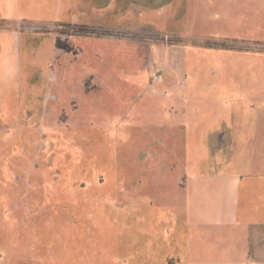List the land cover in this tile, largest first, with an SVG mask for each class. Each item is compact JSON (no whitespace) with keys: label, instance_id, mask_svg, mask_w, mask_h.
Listing matches in <instances>:
<instances>
[{"label":"rangeland","instance_id":"374dc122","mask_svg":"<svg viewBox=\"0 0 264 264\" xmlns=\"http://www.w3.org/2000/svg\"><path fill=\"white\" fill-rule=\"evenodd\" d=\"M168 72L213 132L140 118ZM238 186L264 208V0H0V264L210 259Z\"/></svg>","mask_w":264,"mask_h":264},{"label":"crops","instance_id":"0c3cea01","mask_svg":"<svg viewBox=\"0 0 264 264\" xmlns=\"http://www.w3.org/2000/svg\"><path fill=\"white\" fill-rule=\"evenodd\" d=\"M39 58H40L39 61L44 62L45 57L44 55H42V53H41V57ZM61 60H64V59L58 55V61L60 62ZM162 64L160 66H162ZM166 69L169 70L167 66H166ZM166 69L165 67L157 68V72L162 70V73H164ZM169 72L167 74H169ZM171 77H172L171 74H169V76H165L164 78L159 79L158 81L152 84L146 81L144 82L139 81V83L137 84L142 86L141 88H144V90H141L140 88L139 91L140 92L142 91L141 93L143 94L146 93L151 96L153 95V97L160 96L162 97L163 100L168 99L169 101H167V103L171 101L173 103L174 101L177 104V101H179L181 98H175L174 96L171 95V93H174L175 91H177V90H174L173 87H180L181 85L187 86L188 84H182L180 82L177 83L175 81V79L177 78H171ZM107 85H109V83ZM156 100L162 101L161 98H158ZM180 102L182 104L183 100H180ZM161 103H163V101ZM182 105L177 106L175 104H172L170 110L169 108L168 109H157V110L153 109L151 111H148L147 113H143V115H141L140 118L141 117L145 119L148 118L149 120L154 119L153 122L156 124L154 127L160 128L159 132H162V133H176V134H186L187 135L189 132L192 131L194 133H201V134L207 135L208 133L213 132V130L209 126L206 128L205 131H199L198 129L200 127V124L202 123V121H204L203 117L200 115H195L194 113L197 112V111L195 112V110H193L190 113L188 110V106L186 107ZM176 107H177L176 110L171 111L172 108L174 109ZM196 116L200 117L199 122L201 123L197 124L198 122L196 121L194 122V120L198 121V117ZM157 120L163 121V122L162 123L157 122ZM193 124L197 126L195 127V129L197 128L196 130L192 128ZM222 124L225 126V128L228 129V133H231L234 135H241L238 138L240 139L242 138L245 141V138L243 137L245 136L247 132H249V130H247L245 127L236 129V127H238L237 125L229 126L227 125V122H223ZM234 140L232 139L231 141L233 142ZM245 175H251V174L247 173ZM238 179H240V181L242 180L241 177H238ZM251 189L252 188L242 189L238 186L234 194V197L236 199L232 201L231 205L225 206V209L227 210L225 209L221 211L217 210V217H216L218 219L217 225L218 224L220 225L218 229H222L224 226L226 227L227 223L228 225L230 224L229 226H233V228L230 229L229 227H227V230H226V228L224 227V230H220V232L218 230L219 233L216 234L215 236L216 238L214 237L216 242L214 244L215 246H213L214 253L212 254V257L210 259H204V257L202 256H198V257L195 256L191 260L188 258V254H187V256L183 260H181L180 258H177V260L175 261L176 264H253L251 261V258H253V255L256 256L255 262L257 264H264V255L262 254L259 255L257 253L250 254L251 248L248 247L249 244L251 245V242H252L250 238V233L252 232V228H255L256 230L258 229L259 231H261L262 228L264 229V208L262 209V205H260L261 204L260 198L262 196L258 193V196L256 195L255 202H253L255 204H252L251 203L252 195L250 192ZM257 197H260V198H257ZM157 212H158V215L161 216V213L159 211ZM176 221L179 222L178 225H180V227L182 228L181 230H183V233H184L183 235L187 237L186 232L188 228H186V226H184L183 224L184 223L187 224L188 222L187 221L182 222L180 220L179 221L176 220ZM143 229L145 228L143 227ZM227 231H228V236L226 235ZM148 232H150L151 235L154 233L156 235L157 234L161 235V232L160 230H158L157 227H150V230ZM237 242L243 243L244 246L247 247V250L250 248L249 252L246 251L247 253L241 254L238 251V249L234 247V245ZM257 258H259V261H257Z\"/></svg>","mask_w":264,"mask_h":264},{"label":"built area","instance_id":"2783aa9c","mask_svg":"<svg viewBox=\"0 0 264 264\" xmlns=\"http://www.w3.org/2000/svg\"><path fill=\"white\" fill-rule=\"evenodd\" d=\"M160 78V76H154L153 81H157Z\"/></svg>","mask_w":264,"mask_h":264}]
</instances>
